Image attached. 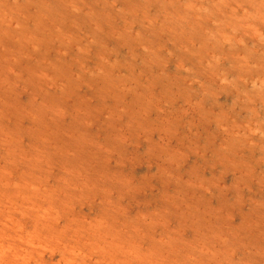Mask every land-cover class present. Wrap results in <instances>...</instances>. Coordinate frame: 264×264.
I'll list each match as a JSON object with an SVG mask.
<instances>
[{
	"label": "rangeland",
	"instance_id": "1",
	"mask_svg": "<svg viewBox=\"0 0 264 264\" xmlns=\"http://www.w3.org/2000/svg\"><path fill=\"white\" fill-rule=\"evenodd\" d=\"M0 264H264V0H0Z\"/></svg>",
	"mask_w": 264,
	"mask_h": 264
},
{
	"label": "bare ground",
	"instance_id": "2",
	"mask_svg": "<svg viewBox=\"0 0 264 264\" xmlns=\"http://www.w3.org/2000/svg\"><path fill=\"white\" fill-rule=\"evenodd\" d=\"M119 192V191H118ZM122 192V191H121ZM121 192H119V193H121ZM118 195V194H117Z\"/></svg>",
	"mask_w": 264,
	"mask_h": 264
}]
</instances>
